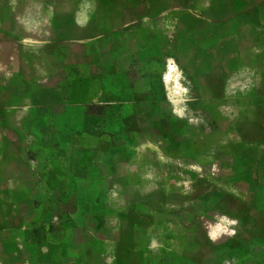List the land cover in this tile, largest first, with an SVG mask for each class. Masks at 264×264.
I'll return each instance as SVG.
<instances>
[{"label":"rangeland","instance_id":"374dc122","mask_svg":"<svg viewBox=\"0 0 264 264\" xmlns=\"http://www.w3.org/2000/svg\"><path fill=\"white\" fill-rule=\"evenodd\" d=\"M130 3V14L117 23L125 31L123 45L115 35L105 48L84 46L80 98L99 106L91 117L85 112L91 107H83L76 128L82 151L70 159L71 144H62L61 152L39 144L44 132L50 140L58 135L52 114L49 129L18 130L20 142L34 141L51 160L35 152L18 162L19 170L10 161L14 166L0 171V184L14 188L0 191V219L23 226L24 238L50 236L37 246L25 240L28 255L21 254L20 264L30 263V249L41 251L39 264H264V0H147L162 17L160 32L146 34L143 3ZM174 9L185 12L176 17ZM155 20L146 22L154 26ZM178 20L208 24L211 35L177 34ZM181 34L185 39L176 41ZM148 40L151 46L139 48ZM114 71L125 89L108 80L114 93L92 96ZM80 98L51 100L58 112V104ZM46 99L4 98L21 107L12 117ZM67 110L73 122L77 112ZM113 138L126 142L113 145ZM37 168L49 180L59 172L76 174L37 184ZM59 201L72 214H64ZM49 226L56 231L49 233Z\"/></svg>","mask_w":264,"mask_h":264},{"label":"crops","instance_id":"0c3cea01","mask_svg":"<svg viewBox=\"0 0 264 264\" xmlns=\"http://www.w3.org/2000/svg\"><path fill=\"white\" fill-rule=\"evenodd\" d=\"M131 0H0V171L4 172L11 169L17 171L18 162L34 156V153L43 154V160H51L49 151L39 149L35 150L34 141L23 140L20 142L19 129L28 130L35 129H49L52 123V114H56L57 119L54 128L58 131V135L53 140L45 137V132L38 141L39 144L54 146L55 150L63 149L64 143L74 146V154L70 155V159L77 155V151H82L84 148L83 137H78L76 128L82 127L83 107L90 106V111H85L86 116H93L95 107L99 106L95 99L93 102L86 104L82 97V80H83V59L84 46L94 44L96 47L105 48L107 40H113L117 35V45H123V27L117 24L120 19L128 17L131 12ZM143 3L142 6V32L144 34L151 32H160V26L157 24L158 18L162 16L157 14V9L148 8L147 0H139ZM140 11V10H139ZM140 11V12H141ZM184 10L174 9L176 17L183 16ZM188 13V11H186ZM154 17L155 25L151 26L146 22L147 18ZM159 23V22H158ZM176 33L191 32L202 33L207 37L211 35V28L208 24L200 26L189 25L186 21L178 20L174 26ZM125 32V31H124ZM184 37L181 34L176 41H180ZM150 40H148L149 42ZM157 41L154 42V44ZM160 43V42H159ZM105 44V45H104ZM152 42L139 48H146L151 46ZM104 45V46H103ZM204 46V45H203ZM206 49V48H204ZM107 77V76H106ZM102 78H98L100 80ZM103 84H99L97 89H92V96L98 97L102 94L114 93L113 88L108 86V80L117 82L120 89H125V83L122 79V74L119 71H114L109 74L108 78H103ZM78 81V88H77ZM74 83V85H72ZM95 89V90H94ZM200 89V88H199ZM77 96L79 100L66 102L63 101L60 109L57 112L52 104L51 98L55 97H70ZM201 92L198 97H202ZM22 97H41L47 98L41 105H26L24 106L23 115L20 117H12V111H19L18 100L16 102L4 100V98H22ZM93 97V98H94ZM61 106L63 109H61ZM173 106V107H172ZM171 107L176 111L178 107V99L174 97L171 100ZM70 108H74L75 113L73 122L71 117L67 116ZM78 108V110H77ZM135 112L140 113L139 109H134ZM133 111V112H134ZM38 114L35 118L34 114ZM42 117V119L40 118ZM75 124V128L71 124ZM67 128H69L72 135L64 136ZM15 130L14 136L4 133V130ZM75 131H72V130ZM69 132V131H68ZM64 133V135H63ZM117 135V134H116ZM115 135V136H116ZM14 137V140L11 139ZM36 138V134H32V138ZM116 138V137H114ZM113 138V139H114ZM111 140L113 145L122 144L126 142L122 138ZM65 141V142H64ZM116 141V142H115ZM123 145V144H122ZM66 150V149H65ZM64 150V151H65ZM77 157V156H76ZM10 161H15L16 164H10ZM37 181L40 179L50 182L57 181L59 177L73 176L75 172H59V175H52L48 179V172H42L39 168ZM76 174V173H75ZM75 176V175H74ZM77 178V177H75ZM48 179V180H47ZM65 179V178H64ZM82 180L78 183L81 185ZM40 184V183H39ZM52 185V184H51ZM58 191L65 189L58 181L55 184ZM79 185V189L80 186ZM52 187V186H51ZM6 188L12 191L14 188L10 185L0 184V191ZM53 188V187H52ZM33 202L35 206L42 202L40 194L33 193ZM0 202L2 200L0 199ZM59 208L64 214H72L69 205L65 202L59 201ZM2 204V203H1ZM0 219V264H4L3 258H8L5 264H20V256L25 253L28 255V245L25 240H30V244L39 245L43 241H49V235L41 239L36 235L28 238L23 237V232H26L23 226H18L10 222L8 219ZM31 219V218H30ZM34 220V218H32ZM61 220V217L59 218ZM50 225H55V222H50ZM49 233L51 229H56L49 226ZM25 249V250H24ZM31 252V260L25 264H39L38 257L43 258L40 252L34 255ZM34 258V259H33ZM24 264V263H23Z\"/></svg>","mask_w":264,"mask_h":264}]
</instances>
